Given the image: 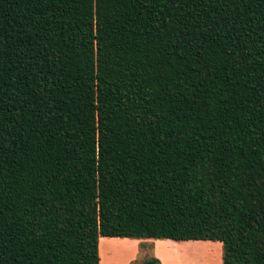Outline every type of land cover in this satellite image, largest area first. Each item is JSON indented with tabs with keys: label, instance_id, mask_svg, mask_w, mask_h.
<instances>
[{
	"label": "trees",
	"instance_id": "1",
	"mask_svg": "<svg viewBox=\"0 0 264 264\" xmlns=\"http://www.w3.org/2000/svg\"><path fill=\"white\" fill-rule=\"evenodd\" d=\"M129 238L264 264V0H0V264Z\"/></svg>",
	"mask_w": 264,
	"mask_h": 264
},
{
	"label": "rangeland",
	"instance_id": "2",
	"mask_svg": "<svg viewBox=\"0 0 264 264\" xmlns=\"http://www.w3.org/2000/svg\"><path fill=\"white\" fill-rule=\"evenodd\" d=\"M141 238H129L131 242L127 241H103V264H140L144 259L149 257H155L152 253V244L146 243ZM196 243V242H193ZM200 244L199 242H197ZM218 245V244H215ZM219 247V246H215ZM201 248V247H200ZM204 248V246L202 247ZM201 251V250H200ZM218 248L213 251L212 255L204 254L205 251H201L202 254L207 256L202 260H198L200 264H216L220 261V253ZM186 255H197L189 253H177L173 255L170 260L168 257L166 262L170 264H189L186 260ZM201 256V254H198ZM212 256V257H210ZM203 257V256H202ZM196 260V259H194Z\"/></svg>",
	"mask_w": 264,
	"mask_h": 264
},
{
	"label": "crops",
	"instance_id": "3",
	"mask_svg": "<svg viewBox=\"0 0 264 264\" xmlns=\"http://www.w3.org/2000/svg\"><path fill=\"white\" fill-rule=\"evenodd\" d=\"M146 243L152 244L153 256L160 260L161 264H170L166 262L167 257L171 260L173 255L177 253H189L197 255H186V260L189 264H200L198 260H202L205 257L204 254L212 255L213 251L218 248L220 253V261L216 264H223L221 260V244L220 242H213L209 240H172V239H154V238H141ZM196 242V243H193ZM199 242L200 244H198ZM218 244V245H215ZM204 246V248H202ZM219 246V247H215ZM201 247V248H200ZM206 253L202 254L201 251ZM198 254H201L199 256ZM203 256V257H202ZM212 257V256H210ZM196 259V260H194Z\"/></svg>",
	"mask_w": 264,
	"mask_h": 264
}]
</instances>
